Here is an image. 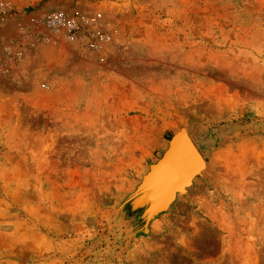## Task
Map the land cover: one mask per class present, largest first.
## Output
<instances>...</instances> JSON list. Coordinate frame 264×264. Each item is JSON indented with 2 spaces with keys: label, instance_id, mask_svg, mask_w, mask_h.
I'll return each instance as SVG.
<instances>
[{
  "label": "rangeland",
  "instance_id": "rangeland-1",
  "mask_svg": "<svg viewBox=\"0 0 264 264\" xmlns=\"http://www.w3.org/2000/svg\"><path fill=\"white\" fill-rule=\"evenodd\" d=\"M3 1L0 264H264V0Z\"/></svg>",
  "mask_w": 264,
  "mask_h": 264
},
{
  "label": "water",
  "instance_id": "water-1",
  "mask_svg": "<svg viewBox=\"0 0 264 264\" xmlns=\"http://www.w3.org/2000/svg\"><path fill=\"white\" fill-rule=\"evenodd\" d=\"M179 140L180 141L179 142L177 141L173 147L171 146L166 156V159L162 164V167L168 168L170 172V177L167 180V186L170 190L175 187L180 186L181 184L186 183V181L190 179L189 177L191 176V172L195 170L194 169L195 167L191 165V162L184 161V158H180L179 155L185 154L184 156H186L187 153H189L190 155H194L195 157L197 155L198 157L201 156L200 153H197L199 151L194 145V143L185 135V133H182V137L179 138ZM173 149L174 151L172 153V158L170 159V153L172 152L171 150ZM175 159L177 160V162L175 165L172 166V169H171V164L175 162L174 161ZM171 160L173 161L171 162ZM183 171L185 172L183 173ZM185 173L186 175H184Z\"/></svg>",
  "mask_w": 264,
  "mask_h": 264
},
{
  "label": "built area",
  "instance_id": "built-area-1",
  "mask_svg": "<svg viewBox=\"0 0 264 264\" xmlns=\"http://www.w3.org/2000/svg\"><path fill=\"white\" fill-rule=\"evenodd\" d=\"M8 10H7V6L5 4V2L3 0H0V17H3L7 14ZM50 26L53 27V28H59L60 29V26H62L66 33H69V34H72V37H76L78 34L79 31H80V26L77 25L76 23H71V22H62V21H59L57 19H54V20H51L50 21ZM82 29V28H81ZM91 48H94L95 45L94 44H91L90 45ZM45 87L46 89H49L48 86H43Z\"/></svg>",
  "mask_w": 264,
  "mask_h": 264
},
{
  "label": "bare ground",
  "instance_id": "bare-ground-1",
  "mask_svg": "<svg viewBox=\"0 0 264 264\" xmlns=\"http://www.w3.org/2000/svg\"><path fill=\"white\" fill-rule=\"evenodd\" d=\"M187 136V135H186ZM182 136H179V135H177V136H175L174 137V140H172L173 141V143L171 144L172 145V147L175 145V143L178 141H180L179 140V138H181ZM188 137V136H187ZM189 138V137H188ZM190 139V138H189ZM186 140V139H185ZM191 140V139H190ZM187 141V140H186ZM192 141V140H191ZM172 152L170 153V159L172 158V153H173V151H174V149L173 150H171ZM188 151V150H187ZM189 152V151H188ZM197 153H199V152H197ZM185 154H182V155H179L180 156V158H184V161H189V162H191V165H193L195 168V170H193L192 172H191V174L194 172V171H196L199 167H200V165H201V163L203 162V158H202V156H200V157H198V155L195 157L194 155H190L189 153H187V155L186 156H184ZM173 160H171V162H172ZM175 162L174 163H172L171 165L173 166V165H175L176 164V162H177V160L175 159L174 160ZM185 171H183V173H184ZM183 173H182V175H183ZM166 175V174H165ZM184 175H186V173L184 174ZM166 177H167V175H166ZM159 186V185H158Z\"/></svg>",
  "mask_w": 264,
  "mask_h": 264
}]
</instances>
